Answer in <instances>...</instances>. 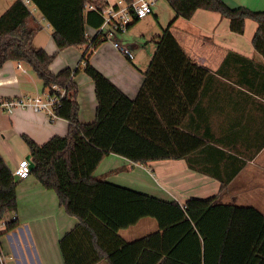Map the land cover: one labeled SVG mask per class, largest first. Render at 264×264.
<instances>
[{
    "label": "trees",
    "instance_id": "obj_1",
    "mask_svg": "<svg viewBox=\"0 0 264 264\" xmlns=\"http://www.w3.org/2000/svg\"><path fill=\"white\" fill-rule=\"evenodd\" d=\"M31 1L50 25L58 51L85 46L89 40L87 28L98 30L103 25L102 11L107 6L106 0ZM169 4L176 19L190 20L198 10L219 13L230 20L231 31L238 35L245 33L246 20L255 21L259 27L253 44L264 56V12L232 9L223 0H169ZM89 5L96 9H88ZM34 19L21 1L13 2L1 15L0 67L9 61L24 63L45 89L58 85L67 91L57 112L59 118L69 121L66 136H55L38 145L22 135L34 164L31 175L43 187L55 191L66 213L78 220L60 242L64 263L264 264V215L257 209L221 204L215 197H192L181 206L114 185L106 181L107 177H94L101 161L111 154L136 165L186 160L193 167L191 157L204 142L185 119L197 106L198 91L213 76L189 59L170 27L158 38L143 86L132 102L104 76L87 67L96 84L99 108L96 123L85 126L77 117L76 72H51L54 56L33 43L40 29L33 27ZM128 102L121 117L120 108ZM243 165L239 162L234 173ZM19 183L0 156V221L9 220L0 238L18 227V218H9L18 211ZM143 218L157 220L159 232L132 243L123 240L119 232ZM172 230L178 235L170 242ZM180 246L189 250L182 252Z\"/></svg>",
    "mask_w": 264,
    "mask_h": 264
},
{
    "label": "crops",
    "instance_id": "obj_2",
    "mask_svg": "<svg viewBox=\"0 0 264 264\" xmlns=\"http://www.w3.org/2000/svg\"><path fill=\"white\" fill-rule=\"evenodd\" d=\"M119 1L129 4L138 0H106L107 5ZM160 1L153 14L135 20L126 33L116 36L129 49L128 55L116 50L104 37H98L93 43V38L99 35L91 27L87 28L88 43L81 48L58 51L53 31L38 30L34 36L35 47L54 56L50 66L53 74L68 69L76 72L77 117L85 126L96 123L99 108L96 84L87 67L104 76L132 102L143 86L158 38L168 27L189 59L213 76L198 91L197 106L185 119L204 142L191 157L194 168L186 160L136 165L111 154L101 161L94 177H107L106 181L114 185L162 201H176L181 206L192 197H215L218 203L253 207L264 215V56L253 44L259 26L248 19L245 33L238 35L231 31L230 20L219 13L198 10L190 20L176 19L169 0ZM223 1L232 9L264 12V0ZM12 3L2 7L0 17ZM39 17L42 15L35 16L32 25L43 29ZM47 27L51 29L48 23ZM49 90L24 63L9 61L0 67V99L43 96ZM130 102L120 108L121 117ZM68 131L69 121L64 118L50 120L44 113L31 109H17L12 114L0 109V156L15 174L20 161L30 154L22 135L44 145L55 136H66ZM239 162L244 165L234 173ZM17 203L18 227L0 238L7 263L65 264L60 242L78 225V220L66 213L57 193L43 187L31 175L20 180ZM158 232L157 220L143 218L119 233L123 240L132 243ZM169 233V240L173 242L178 232ZM183 246L178 249L189 250ZM169 247H174V243ZM98 264L108 262L102 260Z\"/></svg>",
    "mask_w": 264,
    "mask_h": 264
},
{
    "label": "built area",
    "instance_id": "obj_3",
    "mask_svg": "<svg viewBox=\"0 0 264 264\" xmlns=\"http://www.w3.org/2000/svg\"><path fill=\"white\" fill-rule=\"evenodd\" d=\"M13 2L21 1L26 5L32 14L36 8L31 0H12ZM160 0H138L129 4L119 1L115 5H107L102 11L104 17L103 25L98 29L99 37L112 42L113 47L123 55L129 54V49L116 39L118 34H124L128 31L135 20H142L153 14L154 8ZM88 9H96L94 5H89ZM50 26V25H49ZM67 96V91L58 85H54L43 96L30 97L23 96L15 99H0V109L7 114H12L17 109H31L36 113H44L50 120L58 117V110L62 106L63 100ZM31 161L21 160L15 176L20 180H26L31 176ZM16 216L12 219L16 220ZM9 220L0 221V232L5 231ZM0 264H8L6 256L0 247Z\"/></svg>",
    "mask_w": 264,
    "mask_h": 264
},
{
    "label": "rangeland",
    "instance_id": "obj_4",
    "mask_svg": "<svg viewBox=\"0 0 264 264\" xmlns=\"http://www.w3.org/2000/svg\"><path fill=\"white\" fill-rule=\"evenodd\" d=\"M161 3L162 2H166V0H161L160 1ZM12 3V0H0V13H1V9L3 6H9L10 4ZM35 16H41V14L36 10L35 11ZM147 18V17H146ZM39 20H40V23L43 27V29L40 27L39 31L40 30H43V31H46V32H49L51 33V29L47 27V22L42 18V17H39ZM141 23V21H139L137 24ZM21 150V149H20ZM21 162V161H20ZM121 235V234H120Z\"/></svg>",
    "mask_w": 264,
    "mask_h": 264
},
{
    "label": "water",
    "instance_id": "obj_5",
    "mask_svg": "<svg viewBox=\"0 0 264 264\" xmlns=\"http://www.w3.org/2000/svg\"><path fill=\"white\" fill-rule=\"evenodd\" d=\"M27 160H30V161H31V157L28 156V157H27ZM33 169H34V164H33V162L31 161V170H33ZM15 180H16V181H19L20 179H19L18 176H15Z\"/></svg>",
    "mask_w": 264,
    "mask_h": 264
}]
</instances>
